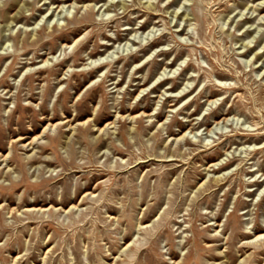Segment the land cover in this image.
I'll return each instance as SVG.
<instances>
[{
	"label": "rangeland",
	"instance_id": "rangeland-1",
	"mask_svg": "<svg viewBox=\"0 0 264 264\" xmlns=\"http://www.w3.org/2000/svg\"><path fill=\"white\" fill-rule=\"evenodd\" d=\"M260 234L264 0H0V264H264Z\"/></svg>",
	"mask_w": 264,
	"mask_h": 264
},
{
	"label": "bare ground",
	"instance_id": "bare-ground-1",
	"mask_svg": "<svg viewBox=\"0 0 264 264\" xmlns=\"http://www.w3.org/2000/svg\"><path fill=\"white\" fill-rule=\"evenodd\" d=\"M47 61H48V60L46 59L44 63H46ZM104 63H105V62H102V63H100V64H96L95 67L100 66V65H103ZM107 63H109V62L107 61ZM19 139H21V138H18V140H19ZM6 157H8V155H6L5 158H6ZM210 166L214 167L215 165L211 164ZM262 237H264V234H260L259 236H257V238H262Z\"/></svg>",
	"mask_w": 264,
	"mask_h": 264
}]
</instances>
